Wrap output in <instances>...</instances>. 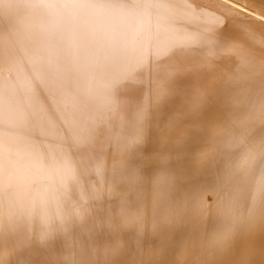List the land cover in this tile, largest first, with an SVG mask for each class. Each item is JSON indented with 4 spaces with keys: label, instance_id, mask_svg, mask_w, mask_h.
<instances>
[{
    "label": "bare ground",
    "instance_id": "bare-ground-1",
    "mask_svg": "<svg viewBox=\"0 0 264 264\" xmlns=\"http://www.w3.org/2000/svg\"><path fill=\"white\" fill-rule=\"evenodd\" d=\"M0 264H264V0H0Z\"/></svg>",
    "mask_w": 264,
    "mask_h": 264
},
{
    "label": "rangeland",
    "instance_id": "rangeland-1",
    "mask_svg": "<svg viewBox=\"0 0 264 264\" xmlns=\"http://www.w3.org/2000/svg\"><path fill=\"white\" fill-rule=\"evenodd\" d=\"M146 152H147L146 149H145V150H141V151L137 152V155H138V157H139V156H142V155H143L144 153H146ZM115 168H117V167H115ZM115 168H114L113 170H116ZM112 172H113V171H112ZM113 174H114L113 179H114V181H115V180L117 179L118 176H115L116 173H113ZM118 178H119V177H118ZM93 246H94V248H95V246L97 247V245H93Z\"/></svg>",
    "mask_w": 264,
    "mask_h": 264
}]
</instances>
